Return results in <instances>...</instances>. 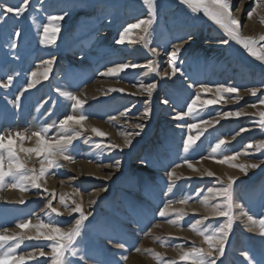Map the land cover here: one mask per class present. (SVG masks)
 Segmentation results:
<instances>
[{"label":"rangeland","instance_id":"1","mask_svg":"<svg viewBox=\"0 0 264 264\" xmlns=\"http://www.w3.org/2000/svg\"><path fill=\"white\" fill-rule=\"evenodd\" d=\"M240 1H233V14L241 21L242 31L253 5L251 0H247L244 8L238 11ZM0 2L11 6L18 0ZM157 5V21L148 36L147 46L139 38L126 39L124 44L116 43L129 22L147 16L142 0H30L22 17L17 19L9 14L5 17L7 22L0 24V81H5L8 75L14 76L8 89L0 87V134L14 136L20 132L31 136L33 132L46 129L45 136L53 140L65 134L59 127V121L65 116L83 114L88 117L84 122L85 128L79 129L80 135L69 146L67 154L73 160L59 158L61 166L46 171L39 181L40 188L27 184L24 203L7 193L10 188L7 185L13 180L11 177L6 179L5 186L0 188V234L6 230L8 233L20 231L16 225L29 220L33 224L43 220L67 229L79 218V213H72L71 209L82 204L85 214L90 215L83 222L80 235L65 253L66 264H101V261L107 264H168L169 260L178 261L181 252L193 246L207 249L203 237L189 225L199 222L200 228L215 229L225 222L223 217H213L210 206L203 204L201 198L208 197L210 204L218 202L208 189L220 187V181L226 182L228 176H235L239 178L233 188L236 219L229 233L225 255L217 264H247L242 252L260 251L261 240L257 233L248 231L247 218L241 213L248 212L257 218L264 215V151L248 149V155L241 154L234 161L236 164L260 165L250 168L247 175L227 163H217L209 158V154L219 139L230 142L222 151V155L227 156L234 152L243 153L248 143L264 140V130L257 123L259 111L264 110V105L259 103L264 99V63L250 56L235 41L230 40L227 45L219 43L222 40L219 36L224 37L222 29L210 23L208 18L191 13L180 0H157ZM62 11L69 15L60 21L56 43H40L43 25L48 23L47 17ZM257 24L262 27L260 35L264 34V23L257 21ZM16 29L21 30L22 38L18 40L17 49H9L8 34ZM198 29L202 30L203 42L200 45L209 38L214 42L210 46L212 56L201 55L200 50L195 55V48L190 45L183 48L177 57V66L181 67L184 75L177 74L174 78L163 76L165 53L169 52L171 44L185 40ZM101 33L102 37L99 36ZM151 48L162 53L154 55ZM13 53L20 59H16ZM53 56L56 60L48 79H41L40 84L25 92L21 96L20 107H14L12 101L20 95L29 73L43 71L41 62ZM148 61H154L157 71L138 67L127 69L119 77L101 75L106 68L118 63L145 65ZM153 82L157 88L149 100L146 93L139 91L138 85ZM87 85L92 87L86 89ZM201 85L213 89L210 93H202L201 99L214 98L218 85L238 88L241 98L234 99L237 95L234 93L224 94L220 103L210 105L192 117L174 119L178 112L187 111L188 103L200 91ZM111 88H123L125 92L108 91L105 95V91ZM252 88L260 90L256 96L250 94ZM65 92L80 96L87 103L83 108L74 109V102L61 94ZM163 99L169 103L162 104ZM145 107L152 109L148 117L143 116ZM126 108L130 111L121 116ZM237 110L247 115L238 118L222 116L224 112ZM200 119L219 123L208 127L197 144L185 152L183 141L189 131L181 125ZM138 123L144 125L143 130L135 127ZM92 127L107 135H95ZM241 128L247 131L240 133ZM136 132L139 135H133L132 144L123 147L122 151L108 147L111 144L123 146L124 134ZM191 134L195 135V130ZM35 144L31 139L23 141L25 147H34ZM20 157L28 169L39 173L41 158L35 155L26 158L25 153H20ZM186 159L197 170L184 164ZM117 160L120 161L119 167L115 165ZM88 164L93 166V171L86 169ZM172 170L183 178L175 180L170 190L167 173ZM209 170L215 175L208 176ZM70 174H73L72 182L62 187L59 180L67 179ZM51 177L57 180L53 188L47 187ZM79 194L84 196L81 201ZM61 196H64L67 207L60 203ZM187 197L191 199L186 203L179 202ZM49 200L52 207L63 215L52 213L47 208ZM92 200L95 203H91ZM165 204L170 209H182L187 215L179 223H171L177 219L175 215H158ZM49 243L24 240L16 254L27 256L34 251L38 253L41 248L50 252L46 246ZM117 244L125 247L117 248ZM12 246L14 242L10 241L0 249V254ZM153 253L160 254V259ZM25 264H51V258L37 256Z\"/></svg>","mask_w":264,"mask_h":264},{"label":"snow or ice","instance_id":"2","mask_svg":"<svg viewBox=\"0 0 264 264\" xmlns=\"http://www.w3.org/2000/svg\"><path fill=\"white\" fill-rule=\"evenodd\" d=\"M42 2V0H41ZM142 3L147 8V17L139 19L134 24H129L123 29L119 34V38L116 40L117 44H124L128 33L133 29H140L143 35L140 36V41L147 46L149 43L148 36L153 28V25L157 21V0H142ZM181 3L185 5L191 13L198 14L203 13L204 16L212 20L216 25H218L223 32L227 35L229 39H222L219 43L223 45L229 44L230 40L235 41L237 44L241 45L250 56L254 57L256 60L264 63V34L260 35L259 38L252 36H244L241 32V21L237 19L234 14V4L233 0H181ZM261 3L264 4V0H261ZM30 0H18L16 5H9L6 2H0V24H4L7 21L5 17L9 14H12L15 18L19 19L22 17L28 10ZM261 5L258 4L257 7ZM256 11V8L248 11L247 17L251 18ZM69 13L67 11H62L60 14L49 15L47 17L48 23L43 25L41 40L40 43L44 45H54L57 40V34L60 32V21L64 20ZM261 22L264 23V18L261 19ZM22 38V32L19 29H16L8 34L7 47L9 49H17L18 40ZM189 40L192 37L189 35ZM135 42V41H130ZM182 50V45L177 44L173 46V50L170 53L169 67L170 71H165L162 75L165 77H175L177 74L184 75L181 67L177 66V57ZM150 51L154 55H158L157 49L151 48ZM16 59H20L18 55L13 53ZM56 57L53 56L46 61H42L43 71L33 70L29 73V79L24 84L23 88L20 90V95L15 97V100L12 101L14 107H20L21 96L27 92L29 89H33L36 85L40 84L41 79L47 80L49 74L52 70V65L55 63ZM144 67L147 68L150 72L157 71V66L154 61H148L145 65L129 64V63H118L112 67L106 68V70L101 73L104 76H116L119 77L121 73L125 72L129 68H138ZM14 76L8 75L5 81H0V87L8 89L13 84ZM139 91L141 93H146L149 97V100L152 97L154 90L157 88L155 82L144 85L143 83L138 85ZM56 91H60L57 89ZM108 91L112 92H125L123 88H111L105 91L107 95ZM213 89L207 85H201L200 91H198L195 96L191 99V102L187 105V111L178 112L174 119L182 120L184 117H192L194 114H197L200 110L207 108L210 105H215L224 100V94H237L233 98L239 100V89L236 87H225L224 85H218L215 88V95L212 99H201L202 93H210ZM250 94L256 96L260 91L259 89L252 88L249 90ZM66 96L68 99L72 100L74 103L72 107L83 108L87 103L86 99L81 98L80 96L74 95L72 93H61ZM135 95L136 93H131ZM146 103H148L146 101ZM161 103L167 105L169 100L163 99ZM261 105H264V99L259 101ZM256 107V105H252ZM130 109H125L124 112L120 113L121 116H126ZM151 107H145L143 111V116L148 117L151 115ZM247 115L246 112L242 110L224 112L222 116L224 118L231 117H241ZM259 119L257 121L261 130H264V110L259 111ZM88 119L87 116L80 115H67L59 121V127L64 130L65 134H61L58 138L49 140L44 132L46 129L41 131H36L27 136L20 132H16L13 135H3L0 134V188L5 186V181L7 178L11 177L13 182L9 183L7 186L10 188H18L21 192L27 191V184H31L33 187L40 188V179L45 176L46 171L50 168L60 167L59 158H63L67 161H72L73 157L68 155L69 146L72 145L74 139L80 135L79 129H84V122ZM114 120L115 117H110ZM219 123V121H206L203 119L198 120L195 123H187L186 125H181V127H187L189 134L183 141V149L185 152H188L192 149L201 136L208 130V127H211L213 124ZM137 129L143 130V124H136ZM195 130V135H192V131ZM91 131L100 137H104L107 133L103 132L97 127H92ZM247 131L245 128L240 129V133ZM71 132V134H67ZM240 133H237L239 135ZM133 135H139V132L136 133H125L124 145L111 144L108 147L110 148H119L121 151L123 147L130 146L132 144L131 137ZM35 138L36 144L34 147H25L23 141ZM229 141L225 139H219L217 143L211 147L209 158L215 160L217 163H227L231 167L240 169L245 175L248 174L250 168H258V164H248L241 163L236 164L234 161L241 155H248V149H255L256 151H264V140L258 141L255 144L248 143L246 145V150L241 152H234L233 155L227 156L222 155V151L225 149L226 145L229 144ZM20 153H25L26 158H30L31 155H35L38 158H41V164L39 173L35 169H28L25 161L21 159ZM220 156L217 159V156ZM203 159V157L201 158ZM143 163V162H142ZM190 169L194 171L197 170L195 166L188 161L184 160ZM115 165L119 167L120 161H115ZM180 167V165H176ZM25 173H29L25 175ZM208 176H214L215 174L210 170L207 172ZM168 180L170 181L169 189L173 186L175 180L182 179L183 177L178 176L175 170H172L167 173ZM238 177L228 176L227 181H220V187L209 188L208 192L213 195L214 199H218V202L211 203L208 197H202L201 202L206 206H210L211 215L213 217H223L225 219L224 223H221L215 229H204L198 227V223L189 225L191 230L197 232L200 236L203 237L204 242L208 245L207 249L203 247L193 246L187 250L181 252L179 260H169L168 264H181V262H189V264H217V261L225 255L226 246L228 244L229 233L233 229V224L236 219L235 213L233 211L236 205L233 200V188L238 181ZM47 191V189H45ZM102 191H107V189H102ZM264 195V194H262ZM191 197H187L180 203H186ZM21 204L24 203V200L19 201ZM60 203L67 207L64 196L60 197ZM91 203H95V200H92ZM171 201H169V204ZM47 208L50 209L52 213L57 215H63L57 208L52 207V201L49 200ZM72 213H79V218L74 220V223L71 227L65 229L58 224L54 223H44L43 220H38L37 223L33 224L30 220L18 223L16 227L20 231L8 233L7 230L0 234V249H3L8 243L14 242V246L7 247L6 251H3L0 254V264H25L28 260H34L37 256L45 257L50 256L51 264H66L65 262V253L72 246L75 238L80 235L81 228L83 227V222L88 219V215L83 211L82 204H76L74 208L71 209ZM71 214V213H70ZM160 217H166L169 215H175L177 219L171 220V223H179L185 215H187L182 209H170L168 204H165L158 212ZM242 216L247 218L249 228L248 231L255 232L259 236L262 247L260 251L250 252L243 251L242 256L247 264H264V215H261L257 218L254 215L249 214L248 212H242ZM208 219V217H204ZM34 229L35 235L28 234L25 229ZM44 240L51 242L46 246L50 248V252H45L43 248L39 250L38 253L35 251L29 253L27 256L16 254L17 248L24 240ZM109 244L112 243V240L109 239ZM117 248L123 249L124 244H117ZM139 251V249H136ZM151 251V250H149ZM75 255V252L72 253ZM157 259H160V254L153 253ZM127 259V257H123ZM101 264H107L106 261H101Z\"/></svg>","mask_w":264,"mask_h":264},{"label":"bare ground","instance_id":"3","mask_svg":"<svg viewBox=\"0 0 264 264\" xmlns=\"http://www.w3.org/2000/svg\"><path fill=\"white\" fill-rule=\"evenodd\" d=\"M234 1V0H233ZM247 0H241L240 1V3H239V5H238V11H240L242 8H244V3L246 2ZM180 2H181V0H180ZM251 2H252V5H253V8H256V11L254 12V14H253V16L251 17V18H247V24L244 26V29L241 31L242 32V35H244V36H252V37H257V39H258V34L260 35L261 34V30H262V27L260 26V24H257V21H261V19L262 18H264V4H262L261 3V1L260 0H251ZM258 4H260L261 6L260 7H257V5ZM185 6V5H184ZM199 15H201V16H204L203 15V13L201 12V13H198ZM147 16H141V17H139V18H137V19H134V20H132L131 22H129L125 27H127L129 24H134V23H136L139 19H143V18H146ZM204 17H206V16H204ZM206 18H208V17H206ZM237 18V17H236ZM209 19V18H208ZM238 19V18H237ZM209 21H210V23H212V24H214L215 26H217L218 28H220L218 25H216L212 20H210L209 19ZM124 27V28H125ZM211 28V27H210ZM216 28V27H215ZM221 29V28H220ZM123 31V30H122ZM223 31V30H222ZM224 33V32H223ZM222 33V34H223ZM102 35H103V33H101L99 36L100 37H102ZM141 35H143V33L141 32V30L140 29H133V30H131L129 33H128V35H127V37H126V39H128V40H135V39H138V38H140V36ZM217 36V35H216ZM100 37H98V38H100ZM192 39L191 40H189L188 38H186L185 40H183V41H176V42H173L172 44H171V46H170V49L168 50L169 52L168 53H165V58H166V61H165V66L163 67V73L165 72V71H170L171 69H170V67H169V61H170V59H171V57H170V53L172 52V50H173V46H175V45H177V44H181L182 45V50H183V48H187V47H189L190 45H193L194 46V48H195V55H196V52L197 51H199L200 50V54L201 55H203V54H205L207 57H211L212 56V53H213V51L211 50V48L212 47H210L211 45H214V42L212 41V39L211 38H209V39H207L206 41H205V43L204 44H202V45H200V43L201 42H203L202 41V30H200V29H198V30H195L194 31V33L192 34ZM220 38H222V39H229L228 37H227V35L224 33V37H223V35L222 36H219ZM219 38V39H220ZM218 39V40H219ZM221 40V39H220ZM210 47V48H209ZM209 48V49H208ZM160 50V49H159ZM181 50V51H182ZM209 50H210V52H209ZM158 52V54H161L162 53V51H157ZM209 52V54H207ZM179 54H181V52L179 53ZM178 54V55H179ZM123 63H128V62H123ZM168 78H174V77H168ZM92 86H89V85H87V87H86V89L88 88H91ZM261 89V88H260ZM97 90V89H96ZM262 90H264V86L262 87ZM119 118H120V116H119ZM31 142L32 143H35L36 142V140L34 139V138H32L31 139ZM220 168H221V166H220ZM86 169L89 171V172H91V171H93L94 169H93V166H91L90 164H88L87 166H86ZM95 169H97V168H95ZM97 172H98V169H97ZM72 175L73 174H70L69 175V177L67 178V179H64V180H59V184L63 187V186H67V183H69V182H72ZM55 181H57V180H55L53 177H51V178H49V180H48V185H47V187H51V188H53V187H55L54 186V183H55ZM70 186V185H69ZM8 192V194L11 196V197H13V198H15V199H18L19 201L21 200V199H26V192H21V191H19V192H16L13 188H9L8 190H7ZM83 198H84V196H82L81 194H79V200L81 201V200H83ZM25 231L26 232H28V234H34L35 233V230L34 229H25ZM182 238V237H181Z\"/></svg>","mask_w":264,"mask_h":264}]
</instances>
